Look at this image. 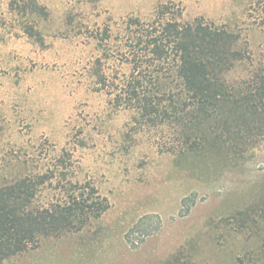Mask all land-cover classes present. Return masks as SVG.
I'll list each match as a JSON object with an SVG mask.
<instances>
[{
	"label": "rangeland",
	"instance_id": "rangeland-1",
	"mask_svg": "<svg viewBox=\"0 0 264 264\" xmlns=\"http://www.w3.org/2000/svg\"><path fill=\"white\" fill-rule=\"evenodd\" d=\"M15 1L0 0V185L62 172L65 156L68 180L96 186L111 208L0 264H264V140L241 162L187 159L169 152L173 125L153 126L109 95L131 72L128 21H150L162 5L240 34L254 63L233 76H246L264 63V0H37L46 17H24ZM57 184L39 205L60 198Z\"/></svg>",
	"mask_w": 264,
	"mask_h": 264
},
{
	"label": "trees",
	"instance_id": "trees-1",
	"mask_svg": "<svg viewBox=\"0 0 264 264\" xmlns=\"http://www.w3.org/2000/svg\"><path fill=\"white\" fill-rule=\"evenodd\" d=\"M13 7L24 17L48 16L37 0L15 1ZM182 17L181 11L162 5L150 21H128L124 55L131 72L124 88L109 95L119 104L126 101L153 126L173 125L179 144L169 152L241 162L264 140V63L234 77L239 65L254 63L240 34L203 18L182 22ZM26 31L43 39L34 25ZM65 158L59 160L62 172L57 168L0 185L1 262L39 248L45 239L80 233L111 208L96 186L68 180ZM54 180L60 198L39 205ZM238 213L241 227L256 225L249 210ZM258 213L264 219V207Z\"/></svg>",
	"mask_w": 264,
	"mask_h": 264
}]
</instances>
